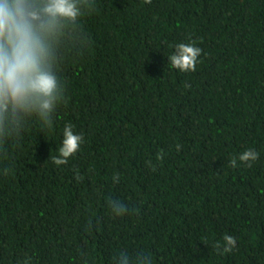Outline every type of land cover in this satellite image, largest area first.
<instances>
[{
    "label": "trees",
    "instance_id": "obj_1",
    "mask_svg": "<svg viewBox=\"0 0 264 264\" xmlns=\"http://www.w3.org/2000/svg\"><path fill=\"white\" fill-rule=\"evenodd\" d=\"M85 2L52 127L0 116V264H264V0Z\"/></svg>",
    "mask_w": 264,
    "mask_h": 264
},
{
    "label": "clouds",
    "instance_id": "obj_2",
    "mask_svg": "<svg viewBox=\"0 0 264 264\" xmlns=\"http://www.w3.org/2000/svg\"><path fill=\"white\" fill-rule=\"evenodd\" d=\"M91 7L85 0H0V116L19 119L22 113L31 114L42 125L52 127L53 114L63 98L55 40L65 26L77 23ZM200 54L201 49L194 43L179 42L168 61L180 71L194 70ZM82 143V135L71 124H65L55 163H64ZM257 155L248 149L239 159L255 160ZM113 209L118 214L125 211L115 202ZM224 241L225 251L235 244L230 235ZM140 262L152 264L145 255Z\"/></svg>",
    "mask_w": 264,
    "mask_h": 264
}]
</instances>
